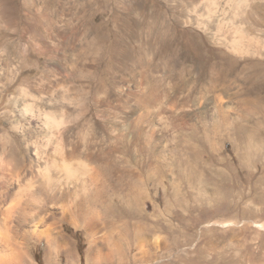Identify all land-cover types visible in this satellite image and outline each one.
<instances>
[{"label":"rangeland","instance_id":"1","mask_svg":"<svg viewBox=\"0 0 264 264\" xmlns=\"http://www.w3.org/2000/svg\"><path fill=\"white\" fill-rule=\"evenodd\" d=\"M208 3L0 0V190L29 195L50 160L70 191L16 239L31 264H264V78L243 68L255 57L215 41L233 39L232 26L264 39V0H250L246 13L243 0H217L211 20ZM137 4L144 14L132 11ZM128 10L150 22L137 38L117 18ZM227 58H237L236 70L214 90L210 69L225 75ZM151 88L157 103H136ZM37 109L62 125L45 131ZM57 129L110 178L89 185L75 159L70 176ZM27 193L9 206L33 204ZM6 239L1 224L0 246Z\"/></svg>","mask_w":264,"mask_h":264},{"label":"bare ground","instance_id":"2","mask_svg":"<svg viewBox=\"0 0 264 264\" xmlns=\"http://www.w3.org/2000/svg\"><path fill=\"white\" fill-rule=\"evenodd\" d=\"M216 1L217 0H209V3L207 5L208 15H206L207 17H205L206 19L208 18L207 20H211L215 16V12L212 11L213 10L212 8H213V5L216 3ZM249 1L243 0V3L245 5L244 6L245 9L243 8L244 13H246V11L248 12V10H246V8L249 6L248 5ZM240 3H241V1H240ZM143 5H140V4L135 5V7L132 9V11L135 12L136 14H139V13L144 14L145 9H144ZM240 8H241V6H240ZM130 11L131 10H128L127 13L122 14V16H119V17L117 16V18L120 19V21H122L124 23L125 35H128L131 38H137V37H139V35H141L142 31L147 29L146 25L148 23L150 24V22L146 21V23L143 22L141 24V21H138V20L131 17ZM217 21H220V19L219 20L217 19ZM221 21H222V19H221ZM228 21H229V19H228ZM174 22H175L174 26L179 25L178 19L175 20ZM183 23H184V25L192 24L191 21H187V22H183ZM196 23H198L197 26L199 28H202L205 30V26L203 25L204 22L201 21V22H196ZM199 24H201L202 26ZM170 28H171L170 26L166 27L167 30H170ZM159 30H162V32H163V30H165V27H164V29H163V26L156 27V29H154V30L149 29L148 32H149V35H151V36L162 35V32H160ZM217 30H218V28H217ZM220 30H221V27H220ZM232 30L234 31L235 36L233 37V39H231L229 41L225 39L226 38L225 36H224L225 38L224 37L216 38V37H214V34H212V37L216 38L215 39V41H217L216 43L226 47L227 49H229L230 51H232L234 53H237L241 56L248 55V56L255 57L256 59L249 61L247 64L244 65L243 68L247 67L244 69L245 71L247 69V70H250V72L257 74L255 76V78L256 77L264 78V39H262V37H259V36H252L245 27L238 28V27L232 26ZM153 31L155 32V34ZM168 39H167V41L165 38L161 39L162 40L161 43L163 44L165 49L167 47L169 48ZM115 49H116V47H113L111 54H113V55H114V53L117 54V49L116 50ZM119 57H121V56H119ZM236 59L235 58L234 59L233 58H227L228 67L225 69V71H226L225 75H224L222 68H220V70L217 74L215 73L216 68L210 69L211 70L210 74H212V75H211L210 80L208 82L212 86L211 87L212 89L216 90L215 89L216 86H221L224 84V82L226 80H229V78L233 75V73L236 70V66H237ZM120 64H122V63H120ZM109 72H111V71H109ZM251 83H252V81H251ZM138 86L139 85L136 84L135 88H139ZM112 87H113V85H112ZM21 90L23 92H25L24 89H21ZM107 90H109V89H107ZM150 90L151 91H149L146 95H140L137 93L134 94L136 97L135 98L136 103H138L139 105H142V107H146V105H148V104L152 105V104L157 103V101L159 99L158 94L155 93V91H152V88ZM153 90H154V87H153ZM140 91H141V89H140ZM93 92L95 94L97 93L96 90H94ZM136 92H137V90H136ZM25 95H27V93ZM24 109L27 111H32L33 108H32V105L27 104L24 107ZM40 112H42V113H40ZM214 112H218L219 115L221 114L220 109L217 105L214 108ZM37 113H38V115H43V117H44V124L42 125V127H43L42 129H44L45 131L49 129L48 131L50 133H52V131H51L52 127H56V128L60 127L63 123V120H64L63 117H60V116L58 117V116H56V114L54 112L49 111V110L37 109ZM23 117H24V119H26L25 113L23 114ZM173 121H174V123L176 122L175 120H173ZM57 131L61 135L60 136L61 137V139H60V141H61V144H60L61 145V154L60 155H61V159H62L61 163L64 164L63 167L68 170V173L70 174V176H74V177L77 176L76 175L77 170L73 169L72 168L73 166L71 167V165L69 163L71 160L75 159L85 169L88 170V173H86L84 175L87 176V174H88V176H87L88 180L87 181L90 182L89 185L97 183V181L101 179V176H103V178H106V179L110 178V175L112 173H111L110 169L108 168V166H105L102 169H100V167L96 164V158L90 152L84 151L81 148L74 147L70 144L69 134H68L67 130L59 131L57 129ZM34 156L36 157L35 161H37V162H39L40 160L43 159V155H39L38 152H36ZM42 162L44 163V165L41 168H39L38 170H39V172H41L43 180L34 188V190L30 191L29 195L27 193L29 191H25L24 189H20V190L14 192L13 189L10 188L9 186L1 187V190H0L1 191V193H0V195H1L0 214L3 218H0V228H1V224H3V227L5 228V234L7 236V239L5 240V243H4L5 245L0 246V252H1L0 263L1 264H7L6 260H7V256H9V255L13 256L12 260H14L15 264H22L23 261H26L27 264H31L30 261L27 259L26 252H22L23 251L22 248H21V250H22L21 251L17 248V246H15V244H19L18 243L19 240L17 241L16 239L21 238V239L25 240L29 237V235L32 232L31 228L32 227L35 228L37 223L43 222L42 212L44 211V209L48 208V206L53 201L57 200V198H58L57 196L59 193H61V195L63 194L62 198L65 197V198H63V200H67L66 198L70 196V193H69L70 191H68V187L66 184L67 182L62 181L60 176H56L52 172L53 169H57L55 167L56 166L55 162L50 161V160H48V161L43 160ZM89 166H92V167L89 168ZM97 166L99 169L97 168ZM9 175L19 176L20 173L18 171H16L15 169H13L9 172ZM79 175L80 174H78V176ZM30 186H32V185H30ZM23 192L27 193L28 198L30 197L32 202H34V203L30 205L27 202H23V203L18 202L16 205L14 204L12 206H9L11 204V202L13 201V198H15V196H17L19 194H22ZM72 195H73V192H72L71 196ZM6 204H8V205L6 207H3ZM12 224H15V225L12 226ZM62 238H60V239H62Z\"/></svg>","mask_w":264,"mask_h":264}]
</instances>
